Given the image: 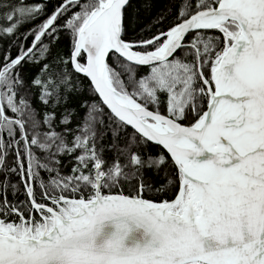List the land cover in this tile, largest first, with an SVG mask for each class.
Segmentation results:
<instances>
[{
	"label": "snow or ice",
	"instance_id": "obj_1",
	"mask_svg": "<svg viewBox=\"0 0 264 264\" xmlns=\"http://www.w3.org/2000/svg\"><path fill=\"white\" fill-rule=\"evenodd\" d=\"M172 2L0 4V264H264V0Z\"/></svg>",
	"mask_w": 264,
	"mask_h": 264
},
{
	"label": "trees",
	"instance_id": "obj_2",
	"mask_svg": "<svg viewBox=\"0 0 264 264\" xmlns=\"http://www.w3.org/2000/svg\"><path fill=\"white\" fill-rule=\"evenodd\" d=\"M19 2V0H0V4L3 3H17ZM35 0H23L24 4H31L34 3ZM46 2L48 3V8L49 10H51L52 5L54 3H57L58 0H46ZM171 6V13H169V8ZM2 11V10H0ZM175 13V6L172 2V0H153V6L151 7L150 11L145 12L139 23L136 25L135 27V31H139L140 28L146 26V25H150L152 24L154 27H160L161 25H157L153 23L154 17H158L161 15H164L165 17V23L167 22V20L171 19V16ZM45 18L43 16L36 18L35 20H33L30 23L24 24L20 31H26L29 28L34 27L36 24L40 23L42 21V19ZM131 35V33H130ZM67 38L66 37H61L60 41L56 44V46L53 48V54L58 53V52H65L66 54V49H67ZM8 45V41L0 39V49H5ZM13 53H15L16 49L13 48L12 49ZM65 171H67V169H65ZM18 180L17 177L15 176H11L10 177V182H16ZM23 190L22 188H18V192L15 195V197L13 196L11 189L8 190L7 192V198L11 201L13 199H23ZM4 196V192H3V187L0 186V199H2Z\"/></svg>",
	"mask_w": 264,
	"mask_h": 264
}]
</instances>
